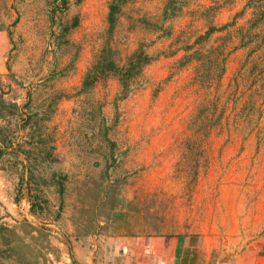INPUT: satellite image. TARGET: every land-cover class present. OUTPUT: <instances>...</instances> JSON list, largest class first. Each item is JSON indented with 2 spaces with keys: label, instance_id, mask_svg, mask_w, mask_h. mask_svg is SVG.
Listing matches in <instances>:
<instances>
[{
  "label": "rangeland",
  "instance_id": "1",
  "mask_svg": "<svg viewBox=\"0 0 264 264\" xmlns=\"http://www.w3.org/2000/svg\"><path fill=\"white\" fill-rule=\"evenodd\" d=\"M112 1L0 0V53L8 46L0 100L43 119L36 137L68 177L62 197L45 174L28 185L26 158L15 151L23 124L0 121L12 133L8 152L18 154L0 159V264H55L77 236H193L217 259L258 249L264 36L248 35L264 29L252 26L264 19V0H255L259 12L250 0H124L111 40L117 59L140 48L153 59L124 100L115 78L78 93L107 41ZM109 183L117 189L96 204Z\"/></svg>",
  "mask_w": 264,
  "mask_h": 264
},
{
  "label": "trees",
  "instance_id": "2",
  "mask_svg": "<svg viewBox=\"0 0 264 264\" xmlns=\"http://www.w3.org/2000/svg\"><path fill=\"white\" fill-rule=\"evenodd\" d=\"M124 2V0H113L109 6V13L107 17L108 28L105 35L107 41L104 47L96 55L93 65L84 75L81 87L78 91V93L80 94L91 93L95 90V87L102 81L115 78L119 81L121 86V92L118 100H124L127 97L131 83L139 78L144 68L149 66L153 61L152 57L149 56L142 48L134 52L132 55H129L123 63H121L117 59L118 52L111 46V40L118 25L121 8ZM255 3V0H250L248 3V7L252 8L255 12H259L260 8ZM252 20V26L257 27L260 23H263L258 28L264 27V19H258L256 16L255 19ZM78 24L79 22L76 20L72 28L78 27ZM231 26L232 24H227L221 28L211 27L206 33V36L200 37L198 42H201L203 40L206 42H210L215 34L224 33L229 30ZM263 30L264 29H261L259 32L253 35H251L250 33L248 37L254 36L258 38L259 36H264L262 35ZM3 31V27H0V32ZM236 35L239 38H247V36L245 37V35H241V31H237ZM27 106L28 104L26 105V107ZM21 110L22 108L17 104L7 103L3 99L0 100V121L5 122L9 119H19V121H21L23 124V127L21 126V129L26 131L25 143L16 145L15 151L21 152L26 158L25 171L28 172L27 184L31 185V183L35 182L38 177L41 178V176L45 174L52 182H57L54 183L53 186H57L59 195L62 197V195H64L66 191V185L64 184V181L67 180L68 177L67 175H59V173L56 171L59 168V163L54 158L53 148L51 149V151H46L43 148V146L46 144L45 139L42 138V135H40V137L38 136V138L36 137L37 133H43L41 129L38 128L40 121H43V119H40L37 113L22 114ZM11 134L12 133L5 135L3 127H0V159H2L6 155H10L11 157L18 159L17 153L8 152V149L14 144L11 139ZM105 141L110 142L107 135L105 136ZM111 147H114L113 143L111 144ZM41 154H45L46 156L42 157L41 159L35 156ZM110 157L114 158V152L110 154ZM116 189V184H106L100 190V192L96 193V204L104 202L109 196L112 195V193ZM28 199L31 205L32 212L36 214L35 208L39 205H37L38 203L37 201H35L33 194L30 193ZM44 232H46V229L44 227L38 229V233L42 234ZM8 245L10 246L11 244L9 243ZM10 250L13 251L12 247H10ZM14 251L15 254H17L19 252V247L17 246Z\"/></svg>",
  "mask_w": 264,
  "mask_h": 264
},
{
  "label": "crops",
  "instance_id": "3",
  "mask_svg": "<svg viewBox=\"0 0 264 264\" xmlns=\"http://www.w3.org/2000/svg\"><path fill=\"white\" fill-rule=\"evenodd\" d=\"M1 47L0 64L6 61L8 46ZM66 245L69 252L55 264H264V243L235 258L226 253L217 259L200 239L184 235L73 237Z\"/></svg>",
  "mask_w": 264,
  "mask_h": 264
}]
</instances>
